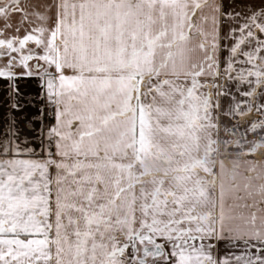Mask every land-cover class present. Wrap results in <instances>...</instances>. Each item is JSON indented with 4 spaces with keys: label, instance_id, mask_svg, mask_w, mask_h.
Returning <instances> with one entry per match:
<instances>
[{
    "label": "snow or ice",
    "instance_id": "1",
    "mask_svg": "<svg viewBox=\"0 0 264 264\" xmlns=\"http://www.w3.org/2000/svg\"><path fill=\"white\" fill-rule=\"evenodd\" d=\"M0 93V264H264V0H0Z\"/></svg>",
    "mask_w": 264,
    "mask_h": 264
},
{
    "label": "crops",
    "instance_id": "2",
    "mask_svg": "<svg viewBox=\"0 0 264 264\" xmlns=\"http://www.w3.org/2000/svg\"><path fill=\"white\" fill-rule=\"evenodd\" d=\"M32 2L36 3V2H38V0H32ZM19 20H20V16L18 14L13 17V19H12V23L14 26L13 31H14L15 27L18 25ZM30 27H31V25L25 23L21 29V35H23L24 29H28ZM225 30H226V26H225ZM223 55L226 56L227 52L223 53ZM32 63H34V61ZM21 85L25 91L32 94L33 96H35L39 91V81L35 78H29V79L23 80L21 82ZM2 98H3V93H0V99H2ZM37 103L39 104L42 102L37 101ZM228 103H229V101H225V107H227ZM29 111H30V113H35L37 110L35 108H33V109H30ZM17 115H19V114L17 113ZM258 115H259L258 113L251 114L250 121L256 119L258 117ZM2 119H3V110L0 109V122H2ZM46 122L54 123V121H46ZM251 138H252V134L249 133V139H251ZM251 158L252 157H249V159H251ZM238 254H240L238 250L226 248L224 243L218 244L216 249L213 250V255L217 260H220L223 258L234 259V255H238Z\"/></svg>",
    "mask_w": 264,
    "mask_h": 264
}]
</instances>
